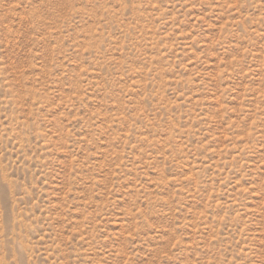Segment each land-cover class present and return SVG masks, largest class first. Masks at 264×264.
Returning <instances> with one entry per match:
<instances>
[{
	"label": "rangeland",
	"instance_id": "1",
	"mask_svg": "<svg viewBox=\"0 0 264 264\" xmlns=\"http://www.w3.org/2000/svg\"><path fill=\"white\" fill-rule=\"evenodd\" d=\"M0 264H264V0H0Z\"/></svg>",
	"mask_w": 264,
	"mask_h": 264
}]
</instances>
